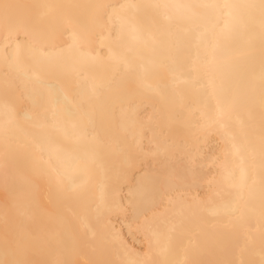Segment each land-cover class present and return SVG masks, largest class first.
Segmentation results:
<instances>
[{"label":"snow or ice","instance_id":"1","mask_svg":"<svg viewBox=\"0 0 264 264\" xmlns=\"http://www.w3.org/2000/svg\"><path fill=\"white\" fill-rule=\"evenodd\" d=\"M0 264H264V0H0Z\"/></svg>","mask_w":264,"mask_h":264}]
</instances>
